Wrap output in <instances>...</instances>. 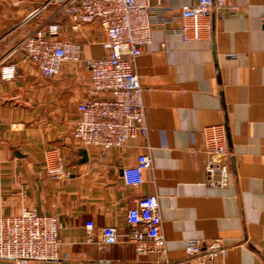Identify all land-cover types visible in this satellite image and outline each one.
<instances>
[{
  "label": "crops",
  "instance_id": "1",
  "mask_svg": "<svg viewBox=\"0 0 264 264\" xmlns=\"http://www.w3.org/2000/svg\"><path fill=\"white\" fill-rule=\"evenodd\" d=\"M70 1L0 0V217L23 207L57 217L62 260L54 264H163L128 240V210L156 195L171 262L184 259L196 239L220 240L229 249L216 264H264V0H224L199 41L155 29L136 61L147 137L107 154L84 148L85 163L73 130L77 107L90 94L87 61L104 54L105 33L98 23L73 29L65 11ZM54 24L60 39L81 45V60L46 77L21 44ZM9 65L16 67L12 79L2 74ZM213 125L225 126L230 148L225 186L208 182V155L199 150ZM53 147L61 148L70 176L47 174L44 154ZM143 154L152 161L144 183L127 186L123 170ZM105 227L117 229V244L102 243Z\"/></svg>",
  "mask_w": 264,
  "mask_h": 264
},
{
  "label": "built area",
  "instance_id": "2",
  "mask_svg": "<svg viewBox=\"0 0 264 264\" xmlns=\"http://www.w3.org/2000/svg\"><path fill=\"white\" fill-rule=\"evenodd\" d=\"M225 9L224 0H197L183 7H173L166 0H72L65 11L73 29L98 23L105 33L104 54L87 61L90 94L77 107L73 136L83 148H96L102 154L122 149L137 135L149 132L143 87L136 71V61L144 46L152 41L155 29L177 34L185 42L199 41L211 30L213 8ZM234 10L235 8H231ZM61 26L50 25L26 37L22 49L46 77L61 73L63 65L81 60V45L59 38ZM15 65L2 70L3 77L15 76ZM205 140L199 148L208 155L206 175L213 186L228 184L230 148L224 125L205 128ZM152 165L149 155L138 157L135 166L123 170L125 184L139 187L144 171ZM44 167L53 179L70 176L60 147L45 151ZM128 240L140 254L156 253L163 264H216L229 249L220 240L191 239L184 259L171 262L163 234V219L156 195L137 199L127 213ZM88 230L95 228L88 222ZM61 223L55 216L39 214L23 207L19 213L0 217V259L8 264H54L61 261ZM90 241L93 237L90 235ZM104 245L118 243L115 227L101 229Z\"/></svg>",
  "mask_w": 264,
  "mask_h": 264
},
{
  "label": "water",
  "instance_id": "3",
  "mask_svg": "<svg viewBox=\"0 0 264 264\" xmlns=\"http://www.w3.org/2000/svg\"><path fill=\"white\" fill-rule=\"evenodd\" d=\"M80 155L82 156V159H81V161H80V163H85V162H87L89 159H88V152H87V150L86 149H81L80 150ZM63 264H69V263H67V262H63Z\"/></svg>",
  "mask_w": 264,
  "mask_h": 264
}]
</instances>
